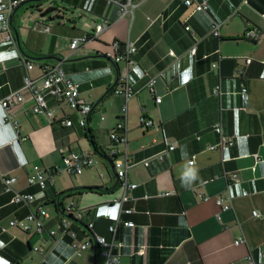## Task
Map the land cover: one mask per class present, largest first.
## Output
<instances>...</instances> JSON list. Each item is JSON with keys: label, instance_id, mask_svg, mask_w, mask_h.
Wrapping results in <instances>:
<instances>
[{"label": "crops", "instance_id": "0c3cea01", "mask_svg": "<svg viewBox=\"0 0 264 264\" xmlns=\"http://www.w3.org/2000/svg\"><path fill=\"white\" fill-rule=\"evenodd\" d=\"M17 1L11 19L16 48L0 44V99L14 94L10 111L24 140L17 141L0 107V176L15 177L13 188L34 201L12 204V194L0 180V264H104L99 247L80 251L76 244L91 237L89 223L110 241L108 226L119 214L111 201L122 189L106 154L112 147L109 133L125 103L112 89L127 72L126 64L112 57L123 55L127 43L136 49L128 69L133 95L127 103V151L133 166L127 180L137 187L122 207L132 213L120 215L134 227L117 232L122 244L118 264H247L249 254L264 264V35L256 41L244 38L249 29L264 33V0H191V6L143 0L122 18L114 0ZM194 1L205 2L207 10H197ZM102 22L106 29L94 37ZM213 22L220 25L218 37L210 33ZM79 37L87 42L70 50V41ZM115 42L120 43L116 50ZM27 61L33 64L28 72ZM44 64H59L78 85L79 97L92 107L85 127H80L77 111L51 97L46 102L53 118L35 113L23 79L27 74L40 79ZM151 79L156 81L152 88ZM217 86L218 96L213 93ZM141 115L153 121L154 129L141 128ZM219 122L234 145L211 150L220 141L214 131ZM159 129L176 146L174 151L166 150ZM60 149L87 152L95 164L78 176L59 171L43 191L29 186L26 179L34 166L45 172L62 169ZM226 174H236L238 180L228 184ZM77 188L99 189L59 197ZM218 196L230 199V210H219ZM57 201L60 209L72 203L82 211V219L70 225L76 239L63 232L65 217ZM38 207L48 214L41 233L10 227ZM239 238L244 242L235 245ZM142 247L144 254L136 255Z\"/></svg>", "mask_w": 264, "mask_h": 264}, {"label": "built area", "instance_id": "2783aa9c", "mask_svg": "<svg viewBox=\"0 0 264 264\" xmlns=\"http://www.w3.org/2000/svg\"><path fill=\"white\" fill-rule=\"evenodd\" d=\"M143 0H114L113 3L117 7V15L119 18L124 16H131L132 11L136 8ZM182 1L186 6H191V0H177ZM20 1L17 0H0V44L10 43L16 48L14 36L12 33L11 19L15 9L20 5ZM195 8L199 11H206L207 4L205 2L199 3L194 1ZM264 18V13L261 14ZM107 27L106 22H102L96 25L94 30V37H98ZM220 25L217 23H212L210 28L211 35L218 37L219 36ZM189 30V28H185ZM264 33L256 30L249 29L245 32L244 38L250 41H256L258 38L263 36ZM87 42L86 37H79L72 39L69 44L70 50H75L80 44H85ZM120 43H113L112 47L114 50L118 49ZM136 49L132 44L126 45L125 52L123 55H115L112 57L115 63L124 62L127 67L126 74L119 78L117 85L113 87L112 92L115 95H121L125 99L124 106L122 107L121 119L116 123L115 127L109 133V139L112 143V147L107 151L106 156L109 157L112 163V167L115 171L116 177L119 181L120 187L122 189V194L120 197L115 198L111 203L119 206L118 217L111 222L108 226V232L111 235V240L106 241V239L100 235H97L93 231V223L87 224L89 234L91 237H86L81 240H77L76 247L80 251H85L88 248L94 246L100 248V256L104 258V264H118L120 250L122 244L117 241V232L119 228H133L134 224L131 221H122L120 215L122 213L131 214V209H123V205L131 200V192L137 187L136 184L130 183L127 180V172L133 166L129 160V155L127 151L128 143V129H127V103L132 97V87L129 82L128 69L132 65L131 56L135 53ZM196 48L193 47L190 50L191 54H195ZM171 55L173 53H170ZM250 63L248 59L246 61ZM33 68V64L30 61L26 62L27 72ZM155 79H151L148 83L149 87L152 88L155 84ZM23 88L28 89L32 92L34 99V111L35 113L45 116L49 119L53 118V112L49 109L46 97H51L59 101H63L70 109L75 110L80 115L79 125L80 127H85L87 117L92 110L91 105L83 101L79 97L78 85L74 84L63 72L60 65H51L44 64L42 67V76L38 80H32L28 74L23 79ZM213 93L218 96L220 94L219 86L215 87ZM17 100H21V97L15 93ZM14 94L9 95L4 99H0V107L6 111L5 121L12 126L14 131L17 133V141L21 142L24 140L19 136V127L15 121L13 113L10 111L12 98ZM240 97L242 100L246 97V89L241 88ZM160 98H155L156 103H160ZM140 126L143 130L148 131L154 129V124L151 119L145 115H141ZM65 126H71V121L67 120L64 122ZM161 135V142L166 146L168 152L175 150L176 146L167 141V136L164 130L159 129ZM215 133L219 136L220 141L217 146L208 147L209 149H226L234 145V140L232 138L225 137L223 135L222 124L219 122L214 127ZM152 143H156V139H152ZM61 153L62 159V169H55L48 172H45L43 169L38 166L33 167L32 174H30L26 181L29 186H36L39 190L43 191L52 183V177L54 174H57L59 171L65 172L70 176H78L85 169L91 168L94 166L95 162L92 156L84 151L80 152H66L65 149L59 150ZM157 160H161V155L156 156ZM143 165L147 167L149 165L148 161H144ZM188 165H194V159L188 161ZM0 180L4 186V191L6 193L12 194L11 203L15 205H26L30 206L34 197L28 193H22L13 188L14 183L16 182L15 177H5L0 176ZM225 180L228 184L234 183L238 180L236 174H226ZM247 193L244 192L243 196ZM215 204L220 211H227L231 209L230 199H225L221 196L215 198ZM61 213L65 217V220L62 223L63 232L69 237L76 239L75 233L70 229L71 221H80L82 219V211L75 208V205L68 203L61 208ZM254 217H258L257 212H253ZM48 218V214L42 207H38L36 210H30L28 215L22 220H13L10 222V227L18 228L23 232L41 233L44 228V220ZM216 218H219V215L216 214ZM48 234L50 237H54L56 232L49 231ZM244 240L239 238L235 240L234 244L239 245L243 243ZM35 252H39L38 248H34ZM136 255L142 256L144 254V247L139 248L136 252ZM1 259V257H0ZM247 264H257L253 260L251 254L246 257Z\"/></svg>", "mask_w": 264, "mask_h": 264}, {"label": "trees", "instance_id": "16d2710c", "mask_svg": "<svg viewBox=\"0 0 264 264\" xmlns=\"http://www.w3.org/2000/svg\"><path fill=\"white\" fill-rule=\"evenodd\" d=\"M34 8H38V6H34ZM95 189H99V188H77V189H73V190H67V191L62 192L59 197L65 196L72 191H77V192L78 191H92ZM60 206H61V203L57 201L56 208L59 212H61Z\"/></svg>", "mask_w": 264, "mask_h": 264}, {"label": "rangeland", "instance_id": "374dc122", "mask_svg": "<svg viewBox=\"0 0 264 264\" xmlns=\"http://www.w3.org/2000/svg\"><path fill=\"white\" fill-rule=\"evenodd\" d=\"M63 172V171H62ZM62 177L68 178V176L65 173H62ZM57 177V176H56Z\"/></svg>", "mask_w": 264, "mask_h": 264}, {"label": "water", "instance_id": "95a60500", "mask_svg": "<svg viewBox=\"0 0 264 264\" xmlns=\"http://www.w3.org/2000/svg\"><path fill=\"white\" fill-rule=\"evenodd\" d=\"M40 1V0H39ZM14 38H15V40H17V36H16V34H14ZM52 59H54V58H52ZM116 83H117V81H116ZM116 83H115V85H116ZM114 85V86H115Z\"/></svg>", "mask_w": 264, "mask_h": 264}, {"label": "clouds", "instance_id": "9594fccd", "mask_svg": "<svg viewBox=\"0 0 264 264\" xmlns=\"http://www.w3.org/2000/svg\"><path fill=\"white\" fill-rule=\"evenodd\" d=\"M182 179H183V177H182Z\"/></svg>", "mask_w": 264, "mask_h": 264}]
</instances>
